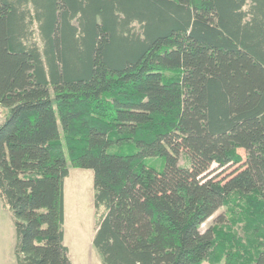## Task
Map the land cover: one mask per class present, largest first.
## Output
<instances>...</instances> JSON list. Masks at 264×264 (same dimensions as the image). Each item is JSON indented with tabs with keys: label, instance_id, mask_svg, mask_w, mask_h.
I'll return each instance as SVG.
<instances>
[{
	"label": "trees",
	"instance_id": "1",
	"mask_svg": "<svg viewBox=\"0 0 264 264\" xmlns=\"http://www.w3.org/2000/svg\"><path fill=\"white\" fill-rule=\"evenodd\" d=\"M0 109L17 264H72L68 164L102 264H264V0H0Z\"/></svg>",
	"mask_w": 264,
	"mask_h": 264
},
{
	"label": "rangeland",
	"instance_id": "2",
	"mask_svg": "<svg viewBox=\"0 0 264 264\" xmlns=\"http://www.w3.org/2000/svg\"><path fill=\"white\" fill-rule=\"evenodd\" d=\"M2 116L3 112L0 111V120ZM145 162L159 170L162 168L163 159L147 157ZM178 163L182 166L189 165V158L185 151L179 153ZM68 166L69 171L63 181V243L68 248L72 264H102L98 253L92 246V237L98 219L93 204V171L90 168L73 167L70 164ZM234 168V166L216 168V165L212 164L210 175L215 174L219 177L228 175ZM223 211L224 207L217 209L201 224L200 230L203 231L209 224H212L217 215ZM201 264H208V262Z\"/></svg>",
	"mask_w": 264,
	"mask_h": 264
},
{
	"label": "crops",
	"instance_id": "3",
	"mask_svg": "<svg viewBox=\"0 0 264 264\" xmlns=\"http://www.w3.org/2000/svg\"><path fill=\"white\" fill-rule=\"evenodd\" d=\"M15 230L9 211L0 202V264H17L13 254Z\"/></svg>",
	"mask_w": 264,
	"mask_h": 264
}]
</instances>
